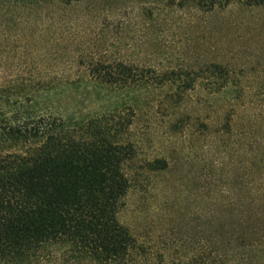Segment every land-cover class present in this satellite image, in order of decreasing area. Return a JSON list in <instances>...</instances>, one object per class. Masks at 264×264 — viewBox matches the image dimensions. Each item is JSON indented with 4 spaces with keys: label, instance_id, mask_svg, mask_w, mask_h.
Here are the masks:
<instances>
[{
    "label": "trees",
    "instance_id": "16d2710c",
    "mask_svg": "<svg viewBox=\"0 0 264 264\" xmlns=\"http://www.w3.org/2000/svg\"><path fill=\"white\" fill-rule=\"evenodd\" d=\"M84 1L22 0L19 6L29 12L55 6L64 12ZM255 1L264 6V0ZM65 44L63 40L55 71L34 61L23 77L0 88V264L264 260V135L255 130L232 165V170L244 171L242 176L208 196L231 216L245 215L252 224L248 236L237 237L231 228L225 235L199 240L197 255L175 259L170 253L156 255L120 220L134 183L129 169L139 151L130 135L136 113L128 93L172 85L185 94L203 83L213 95L233 87L242 75L221 61L194 65L179 58L169 63L95 59ZM66 57H71L67 65ZM19 81L21 88L12 85ZM248 122L264 127L255 113Z\"/></svg>",
    "mask_w": 264,
    "mask_h": 264
},
{
    "label": "rangeland",
    "instance_id": "374dc122",
    "mask_svg": "<svg viewBox=\"0 0 264 264\" xmlns=\"http://www.w3.org/2000/svg\"><path fill=\"white\" fill-rule=\"evenodd\" d=\"M215 1L85 0L69 11L45 6L29 12L20 8L22 0H0V88L23 77L34 61L55 71L63 40L71 51L95 59L221 61L242 75L213 95L203 83L185 94L172 85L128 93L136 113L130 135L139 151L120 220L156 255L175 259L197 255L204 237L231 228L245 237L252 227L245 215L231 216L208 196L244 173L232 165L251 130L264 135L263 126L248 122L251 113L264 122V6ZM20 82L12 85L21 88ZM154 162L161 164L152 171Z\"/></svg>",
    "mask_w": 264,
    "mask_h": 264
}]
</instances>
